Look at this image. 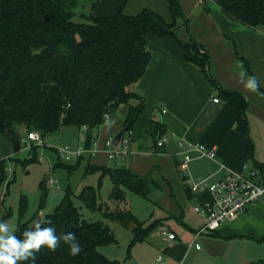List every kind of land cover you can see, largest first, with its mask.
I'll list each match as a JSON object with an SVG mask.
<instances>
[{"label":"trees","instance_id":"16d2710c","mask_svg":"<svg viewBox=\"0 0 264 264\" xmlns=\"http://www.w3.org/2000/svg\"><path fill=\"white\" fill-rule=\"evenodd\" d=\"M88 1L91 11L79 13L85 0H0V135L22 126L26 133L36 130L47 138L64 125L80 130L86 126L82 142L88 147L95 139V129L105 123V114H109V121L119 111L124 113L121 129H133L145 99L131 86L141 79L152 60L147 43L149 34L174 37L185 61L199 66L218 86L208 73L209 51L190 31L186 40L178 36L181 25L189 30V18L180 0H166L171 14L169 21L150 8L134 14L121 9L114 15L98 16L92 10L99 0ZM214 1L230 20L264 32V0ZM76 17L83 21H76ZM225 38L229 40L228 36ZM230 41L235 47L233 40ZM220 93L233 106L237 128L247 135L252 166L259 168L264 180V166L254 157L248 133L245 110L249 101L237 91L220 88ZM148 131L153 145L158 147L157 141L166 133L165 124L154 120ZM37 147L33 145L30 157L25 159H0V189L6 181L7 162L35 161ZM84 159L86 156L73 163L59 159L56 165L71 174ZM86 170L109 174L112 187L107 196L101 195L100 185H87L78 194L68 185L60 202L40 223L41 227H55L58 236L74 233L82 246L81 253L70 255L69 245L61 239L55 251L42 246L35 254V264H119L100 251L101 246L117 242L108 221L131 230L129 253L156 226V221L147 224L127 207V189L148 197L152 187L160 185L151 173L141 174L128 166L109 167L90 161ZM48 186V180L41 183L39 208L29 218L23 198L15 229L17 236L31 228L30 223L46 203ZM74 195L90 212L102 213L108 221L86 220ZM263 262L261 259L250 264ZM19 264H31V258Z\"/></svg>","mask_w":264,"mask_h":264},{"label":"crops","instance_id":"0c3cea01","mask_svg":"<svg viewBox=\"0 0 264 264\" xmlns=\"http://www.w3.org/2000/svg\"><path fill=\"white\" fill-rule=\"evenodd\" d=\"M180 1L189 18V30L186 25H181L177 30L178 36L186 40L190 31L205 46L211 58L208 73L218 86L199 66L185 61L183 50L174 37L147 36L153 57L141 79L131 86L133 91L144 96L145 105L132 129L129 155L117 160L124 161V166L138 173H151L160 184L158 188L163 192L162 197L164 193L165 196L161 200L159 215L152 220L156 221V226L144 241L138 242L142 246L136 248L138 243L134 244L129 254L134 260L138 257L144 261L142 252L146 254L149 249L153 254L154 251V257L140 264H250L264 259V197L249 206L236 220L225 222L215 231L202 233L196 238L200 244V248H196L192 240L204 218L193 210V206L199 199L210 198V194L203 191L198 195L189 186L198 178L216 181L229 172L246 171L245 167L253 164L247 135L237 128V114L220 93V88L240 92L249 101L245 110L248 133L253 142L254 157L264 166V32L230 20L214 0H204L200 7L196 0ZM90 7V2L85 0L78 11L89 13ZM142 8L155 10L166 20H171L166 0H99L92 12L98 16H109L121 9L134 14ZM190 10H194V15L201 20L204 18V25L200 22L192 26L194 18L191 16L194 15H190ZM212 10L214 15H210ZM217 44L220 48L216 47ZM221 50L226 58L224 67L219 63ZM237 60H242L247 67L248 73L243 79L240 71L233 68ZM249 76L256 77L257 91L245 88L244 82ZM119 113L124 119V113ZM114 120H106L95 129L94 137L103 142L121 130L122 126L116 128ZM154 120L162 121L166 127L164 135L168 140L160 147L153 145L148 131ZM73 129L79 143L84 132ZM24 135L26 130L22 126L0 135V159L20 158L16 154L26 148ZM179 139L216 147V156L191 160L189 175L182 174L178 168L182 160L177 144ZM108 160L111 159L101 151L89 156L87 161L107 165ZM51 188L59 189L60 185ZM169 232L176 237L169 238Z\"/></svg>","mask_w":264,"mask_h":264},{"label":"rangeland","instance_id":"374dc122","mask_svg":"<svg viewBox=\"0 0 264 264\" xmlns=\"http://www.w3.org/2000/svg\"><path fill=\"white\" fill-rule=\"evenodd\" d=\"M203 1L204 0H196V2L198 3L197 6H199L200 2ZM202 5L204 4L202 3ZM209 7L214 9L213 6ZM194 13V10H190V15H194ZM210 15H214V10L210 12ZM210 15L209 17H211ZM191 17L194 18L193 22L191 21L192 26H194L195 24H199L200 22L202 25H204L202 21L204 20V18H202L201 20V18L198 17V15L196 14ZM76 21H83V19L76 17ZM216 47L220 48V45L217 44ZM219 59L220 66L224 67L226 65L225 55L223 53L220 54ZM234 63L235 64H233V68L236 69L238 72L241 68H243L245 72L248 73L246 71V65L245 63H243L242 60H237ZM233 79L235 80V78ZM122 119L123 116L119 112H117L114 120L116 128L122 126ZM26 136L27 133L23 137V144L26 146V148H23L16 154L21 159L30 157V148L34 145L32 142L27 141ZM77 144L78 139L76 134H74L73 126L64 125L61 131H57L56 133L48 137L46 146L37 147V160L23 163L21 161L13 162V160L10 159L7 162L6 181L0 189V221H4L9 223L10 225H14L16 229L19 222V213L23 198H26V217L29 218L33 216L34 213L38 210L40 204V197L42 193L41 183L47 182L48 178L51 176L55 177L58 180L60 188L58 189L51 188L49 186L47 187L49 189V192L47 195L46 203L43 208L38 211L36 216L38 214H41L43 218L46 212H51L55 208V206L60 202V199L64 194V190L68 185L71 186L75 194H78L87 185H100V193L103 198H105L111 189L110 185L112 183L110 176L109 174H103L101 170L87 171V156V158L82 160L78 167L71 174L68 173L66 168L56 165L57 161L60 159L57 154V148L64 145L73 147ZM124 164L125 162L122 160L107 161V166L109 167H115L117 165ZM174 175H176V171L174 172ZM177 191L178 189L175 188V192ZM162 193V190H160L157 186L152 187L151 193L148 197L139 196L133 191L127 189V207H129L138 218L142 220L146 219V221L149 218V220L147 221L148 223L155 219V217H157V215H159L160 213V207L162 205L161 200L165 196L164 193L162 197ZM74 197L73 198L75 199L78 206L81 207V212L86 220L104 219L102 213L90 212L82 204V202L77 199L76 195H74ZM155 211L157 212L155 213ZM152 214L153 216H151ZM108 222L115 231L117 242L101 246L100 251L108 258L117 260L119 264H140L139 262L143 261L142 258L137 257L134 260V258L131 257L129 254V243L133 236L131 230L123 227L118 223L111 221ZM140 246L142 245L138 243L136 248H139ZM146 251V254L142 252L145 260H149L150 258L154 257V251L153 254L152 252H150L149 249H147ZM145 260L143 261V263H146Z\"/></svg>","mask_w":264,"mask_h":264},{"label":"built area","instance_id":"2783aa9c","mask_svg":"<svg viewBox=\"0 0 264 264\" xmlns=\"http://www.w3.org/2000/svg\"><path fill=\"white\" fill-rule=\"evenodd\" d=\"M215 100L217 101L218 98ZM105 119H109L108 113L105 114ZM81 130L84 132L87 127L83 126ZM114 136V134L109 135L103 142L99 138H95L88 147L82 141L73 147L68 145L56 147L58 149L57 154L65 162H73L86 155L94 156L101 151L105 152L108 159L111 160L128 156L133 140V130H125L117 144L114 143ZM26 138L28 142H32L36 146L47 145L46 137L36 130L29 131ZM167 140V137L162 135L157 141V145L163 146ZM177 144L181 149L179 154L182 156V160L178 168L182 174L189 175L191 160L202 156L209 158L216 156V147H208L203 143L187 142L182 139H179ZM245 168L246 171L229 172L216 181L210 182L207 178H198L191 182L189 187L196 194L203 191L210 194V198L199 199L193 206V210L204 218L202 226L194 233L192 240L196 248H200L196 238L202 233L215 231L225 222L236 220L249 206L264 197V180L259 168L252 165ZM48 182L50 187H59L55 177H49ZM168 237L173 239L176 235L169 232Z\"/></svg>","mask_w":264,"mask_h":264},{"label":"clouds","instance_id":"9594fccd","mask_svg":"<svg viewBox=\"0 0 264 264\" xmlns=\"http://www.w3.org/2000/svg\"><path fill=\"white\" fill-rule=\"evenodd\" d=\"M239 74L243 79L246 72L241 68ZM244 86L252 91H257L259 87L254 76H249L244 82ZM61 239L69 245L70 255L76 256L81 253L82 246L72 232L58 236L55 227H41L40 222L37 221L21 236H17L14 225L0 221V264H19V262L30 258L31 264H35V254L41 250L42 246H46L50 251H55Z\"/></svg>","mask_w":264,"mask_h":264},{"label":"water","instance_id":"95a60500","mask_svg":"<svg viewBox=\"0 0 264 264\" xmlns=\"http://www.w3.org/2000/svg\"><path fill=\"white\" fill-rule=\"evenodd\" d=\"M124 131L125 129H121L119 130L115 136H114V143L117 144L121 138V136L124 134ZM42 215L41 214H38L33 220L32 222L30 223V227H32L37 221H39L40 223L42 222L43 218H41ZM264 264V262H263Z\"/></svg>","mask_w":264,"mask_h":264}]
</instances>
